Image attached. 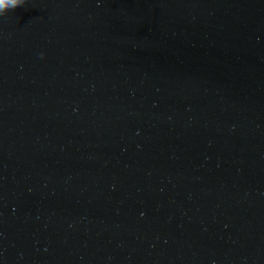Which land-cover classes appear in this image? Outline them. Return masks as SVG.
<instances>
[{"label": "water", "instance_id": "1", "mask_svg": "<svg viewBox=\"0 0 264 264\" xmlns=\"http://www.w3.org/2000/svg\"><path fill=\"white\" fill-rule=\"evenodd\" d=\"M0 264H264V0L0 14Z\"/></svg>", "mask_w": 264, "mask_h": 264}, {"label": "clouds", "instance_id": "2", "mask_svg": "<svg viewBox=\"0 0 264 264\" xmlns=\"http://www.w3.org/2000/svg\"><path fill=\"white\" fill-rule=\"evenodd\" d=\"M27 0H0V14H7L19 6H24Z\"/></svg>", "mask_w": 264, "mask_h": 264}]
</instances>
